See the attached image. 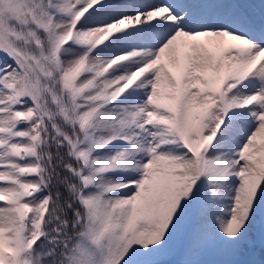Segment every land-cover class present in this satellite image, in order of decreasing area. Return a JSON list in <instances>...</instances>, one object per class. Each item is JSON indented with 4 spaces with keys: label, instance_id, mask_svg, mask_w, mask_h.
Masks as SVG:
<instances>
[{
    "label": "snow or ice",
    "instance_id": "obj_1",
    "mask_svg": "<svg viewBox=\"0 0 264 264\" xmlns=\"http://www.w3.org/2000/svg\"><path fill=\"white\" fill-rule=\"evenodd\" d=\"M0 264H264V0H0Z\"/></svg>",
    "mask_w": 264,
    "mask_h": 264
},
{
    "label": "rangeland",
    "instance_id": "obj_2",
    "mask_svg": "<svg viewBox=\"0 0 264 264\" xmlns=\"http://www.w3.org/2000/svg\"><path fill=\"white\" fill-rule=\"evenodd\" d=\"M3 203H4V202L0 203V205L3 204Z\"/></svg>",
    "mask_w": 264,
    "mask_h": 264
},
{
    "label": "bare ground",
    "instance_id": "obj_3",
    "mask_svg": "<svg viewBox=\"0 0 264 264\" xmlns=\"http://www.w3.org/2000/svg\"><path fill=\"white\" fill-rule=\"evenodd\" d=\"M0 203H2V202H0ZM2 205V204H1Z\"/></svg>",
    "mask_w": 264,
    "mask_h": 264
}]
</instances>
